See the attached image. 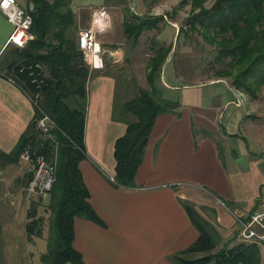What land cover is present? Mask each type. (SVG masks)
I'll return each mask as SVG.
<instances>
[{"label": "crops", "instance_id": "crops-1", "mask_svg": "<svg viewBox=\"0 0 264 264\" xmlns=\"http://www.w3.org/2000/svg\"><path fill=\"white\" fill-rule=\"evenodd\" d=\"M18 2L33 9L28 0ZM72 7L81 29L91 24L93 10L97 8L107 10L110 23L106 31L98 34L106 50V66L96 70L88 82L85 131L88 154L80 162L90 191L89 201L104 224L75 218L73 246L84 263L176 264L174 256L190 247L200 234L184 206L185 201L217 240L213 253L219 247L232 248L242 243L230 209L252 211L264 193V112H260L259 125V115L250 111L251 101L245 93L241 96L242 91L230 81L218 78L186 82L168 58L154 73V86L160 97L177 104L179 115L169 112L156 118L136 174L137 186L116 184L112 180L116 168L115 143L126 133L127 124L116 120L113 110L116 98L124 99L121 86L129 79L121 71L110 70L126 59L125 13L120 7L105 5L104 0H73ZM83 23L87 26L82 27ZM167 25L178 33V28L168 22L157 31L156 38L169 45L171 42L162 35ZM12 30V24L0 10V62L14 47L7 44ZM139 47L138 43L132 49L137 51ZM144 70L136 78L142 88H149L150 69L146 65ZM121 78L124 81L120 84ZM262 89L260 101H264ZM260 106L264 108L263 103ZM34 113L28 95L0 75V151L14 150ZM30 167L22 156L17 163L0 165V192L4 193L0 206L14 207L27 199L22 190ZM0 211V251L5 264H25L22 257L18 259L21 252L15 243L17 234H23L27 243L35 245V240L46 237L43 234L29 239L27 217L22 230L14 226L15 218L11 222V217ZM32 254L33 251H28L26 255L29 264H33Z\"/></svg>", "mask_w": 264, "mask_h": 264}, {"label": "trees", "instance_id": "trees-1", "mask_svg": "<svg viewBox=\"0 0 264 264\" xmlns=\"http://www.w3.org/2000/svg\"><path fill=\"white\" fill-rule=\"evenodd\" d=\"M72 1L28 0L33 4L34 38L24 48L11 47L0 62V75L37 100L42 109L34 107L33 120L14 150L0 151V165L17 163L29 148L33 157L43 155L56 166L55 183L45 206L52 211L53 224L48 249L42 255L44 264H85L73 246L75 218L104 224L89 201L90 191L80 169V162L88 154L85 142L88 82L95 71H90L78 44L81 28ZM132 1L104 0V3L127 11ZM191 1L200 10L187 24L220 36L215 61L222 69L218 73L229 75L236 70L233 87L252 100L258 99L264 86V0H212L209 7L204 5L210 0ZM167 20L164 14L131 13L125 16L124 34L135 48L144 30L157 29ZM160 42L156 41L151 48L155 55L148 65L150 87L141 88L135 80L126 81L121 86L124 99L120 96L114 104V118L127 124L126 133L117 139L114 151V182L120 186H137L136 174L156 118L169 112L179 115L177 104L160 97L154 86V73L164 65L171 47ZM42 112L53 123L50 134L36 128ZM31 178L29 173L27 185ZM184 206L200 234L190 247L174 256L176 264H262L261 248L253 243H237L213 253L217 244L212 233L189 202L185 201ZM44 223L45 219L37 217V204L33 202L27 213L29 239L43 235ZM197 254L201 255L196 257Z\"/></svg>", "mask_w": 264, "mask_h": 264}, {"label": "rangeland", "instance_id": "rangeland-1", "mask_svg": "<svg viewBox=\"0 0 264 264\" xmlns=\"http://www.w3.org/2000/svg\"><path fill=\"white\" fill-rule=\"evenodd\" d=\"M152 1L153 0H133L129 5L128 10L124 11L125 16L128 14L131 15V13L135 14L136 12L143 13L142 15L144 16L164 14L168 16V20L165 23H160L159 28L157 29L152 28L144 30L139 37L140 47L137 49V51H134V49H132L130 42H128L129 39L125 38L126 42L124 43L123 48L126 51V59L118 64L117 67H111L110 71H116L115 73L121 71V73H124L126 75V78L129 79H126L127 81L134 82L133 80H135L138 86L141 87L139 82L137 81L136 74L138 72L144 73L146 65L147 68H149V60L155 55V51L151 48H153V44L156 43V41H159L156 38L157 31L161 30V28L166 25V23L170 22L178 28V33L176 32V29L171 25H167L165 31L162 32V35L167 41H170L171 43L168 45L165 41L162 42L166 43V45L168 46L171 45V47H169L170 51L167 59L169 58L168 60H171V63H173V65L176 67V71L184 76L183 79L186 82H202L218 78L227 79L228 81L232 82V78L236 70H234L233 73L229 75L218 73V70L222 69L220 65L215 61L217 51L219 49V44L217 41L220 40V36L214 35V33L212 32H206L198 25L192 27L191 25L187 24L188 19L199 12L200 8L193 5L191 0ZM212 2L213 1L210 0L204 6L209 7ZM81 26L85 27L87 26V24L83 23V25ZM205 36L207 38H205ZM131 57L133 59H131ZM119 81L121 84L124 80L119 79ZM263 92L264 87L262 89V93ZM246 97L249 98L251 104L253 105L252 107H250V111L259 115V119L257 120V122L260 125V112H264L263 107L262 109H260V104L263 103L264 106V101H260V98L257 100H252L247 94ZM24 186L25 187L23 188L22 193L27 199H24L21 205L16 204L14 207L1 205L0 210H3L4 215H6L7 218L8 216L11 217V222L12 218H15L13 223L14 226H16L18 229L22 228V230H25L27 217L26 215L29 210L28 206L29 204L31 205L33 202H36L37 217L45 219L43 234L45 235L47 241L44 239V237H42L38 240H35L37 241L35 245L33 243H27L23 234H17L18 240L15 241V243H18V245L20 246L21 254L18 256V259L22 257V260H24L25 264H29L28 262H26V255L28 251H33V254L31 255L33 264H44L43 261L40 260V256H42V254L47 250L48 237L51 234L50 230L53 224V214L50 209H47V207H45L46 204H44L43 199L37 196H31V194L28 195V191L26 189L27 183H25ZM3 195L4 193L0 192V199ZM2 202L6 204L5 200H3ZM11 210L12 212H10ZM13 211L15 212L14 214ZM6 222L8 223L7 219ZM218 244L222 243H219L218 241ZM0 264H5L3 254L0 255ZM262 264H264V257Z\"/></svg>", "mask_w": 264, "mask_h": 264}, {"label": "built area", "instance_id": "built-area-1", "mask_svg": "<svg viewBox=\"0 0 264 264\" xmlns=\"http://www.w3.org/2000/svg\"><path fill=\"white\" fill-rule=\"evenodd\" d=\"M31 9L22 6L18 0H0V10L13 26L12 33L7 41L8 45L24 48L34 38L31 32L33 24ZM109 26L107 10L97 8L93 10L91 24L80 29L78 44L83 51L84 59L90 71L103 70L106 66V50L99 41L98 34L106 31ZM240 95H244V92H240ZM29 98L34 107L42 111L37 100L32 97ZM37 128L50 134L49 131L53 128V123L47 115L43 114L37 121ZM21 156L29 161L31 165L29 172L32 174V178L26 187L28 195L31 194V196L43 199L44 204L47 205L56 179V166L48 162L43 155L33 157L29 149H26ZM112 180H114V177H112ZM227 206L229 205L227 204ZM230 211L236 221L238 238L242 242L259 246L262 257H264V193L259 198L257 207L254 210L235 211L230 209Z\"/></svg>", "mask_w": 264, "mask_h": 264}]
</instances>
